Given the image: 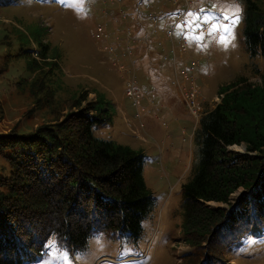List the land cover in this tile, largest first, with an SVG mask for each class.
<instances>
[{
    "label": "trees",
    "instance_id": "16d2710c",
    "mask_svg": "<svg viewBox=\"0 0 264 264\" xmlns=\"http://www.w3.org/2000/svg\"><path fill=\"white\" fill-rule=\"evenodd\" d=\"M239 1L247 50L264 57V3ZM15 2L0 0V6ZM26 26L31 35L20 22L12 27L20 35L16 51L11 36L0 41V75L13 60H24L28 75L17 85L34 102L24 115L36 108L42 117L29 130L18 121L0 131V154L8 165L7 174L0 173V264L36 260L50 236L57 246L74 250L93 233L129 232L136 238L152 199L142 174L143 153L93 136L94 127L109 120L108 103L101 94L90 99L87 89L57 97L51 79L59 67L58 51L43 42L42 28ZM110 38L113 43L111 33ZM258 78L223 86L219 102L196 123L200 160L182 191L181 232L189 247L183 264H231L228 254L238 241L254 227L264 235V70ZM231 146H242L244 153L230 151ZM239 189L234 205L231 195ZM208 202L223 207L212 209Z\"/></svg>",
    "mask_w": 264,
    "mask_h": 264
},
{
    "label": "rangeland",
    "instance_id": "374dc122",
    "mask_svg": "<svg viewBox=\"0 0 264 264\" xmlns=\"http://www.w3.org/2000/svg\"><path fill=\"white\" fill-rule=\"evenodd\" d=\"M23 1L0 6V41L4 35L11 36L16 51L20 35L13 34L12 27L17 22L27 35L31 32L26 25L42 28L39 35L43 42L58 51L59 67L55 81L51 79L58 85L57 97H75L82 89L91 92L90 99L102 95L108 103L109 120L94 127L93 136L140 150L144 156L143 179L152 195L136 238L129 232L93 233L82 249L74 250L57 246L50 236L43 253L25 264H183L189 247L181 232L182 191L199 163L200 148L193 139L196 122L185 108L177 76L181 77L189 59L199 62L193 74L206 97L203 108L205 105L207 110L223 86L245 78L258 81L264 57L247 50L243 4L239 0H199L200 4L190 6L187 0ZM96 24H103L115 38L113 43L110 38L111 54L104 53L102 43L88 33ZM206 26L207 32L202 29ZM168 30H173L174 51ZM182 40L187 51L180 56ZM32 49L36 55L33 43ZM121 65L124 69L119 68ZM26 75L24 60H13L8 71L0 75L2 132L18 121L29 130L42 117L36 108L30 117L24 115L34 103L28 91L17 85ZM128 78L141 89L143 98L137 107L125 96ZM228 149L244 153L242 146ZM7 172V161L0 154V173ZM241 194L239 189L231 195L234 205L239 204ZM207 206L223 207L214 202ZM228 260L231 264H264V235L256 231L238 241Z\"/></svg>",
    "mask_w": 264,
    "mask_h": 264
},
{
    "label": "built area",
    "instance_id": "2783aa9c",
    "mask_svg": "<svg viewBox=\"0 0 264 264\" xmlns=\"http://www.w3.org/2000/svg\"><path fill=\"white\" fill-rule=\"evenodd\" d=\"M186 1V0H185ZM188 6L193 5V4H200L199 0H187ZM102 12H105V10H102ZM154 21H156V18H154ZM45 23L48 24L49 22L45 21ZM176 23L174 24V26ZM204 31L207 32V26L202 28ZM201 29V30H202ZM88 33L90 36L95 39L97 42H101L102 44V50L104 53L111 54L113 52V45L110 43V36L108 31L105 29L103 24H96L95 26L91 27L88 29ZM169 33L170 40L172 41V51L174 48V42H173V30L167 31ZM130 35V33H127ZM168 35V34H167ZM128 49V47H126ZM179 50V55L183 56L185 52L187 51V44L185 40H182L179 43L178 46ZM113 60V59H112ZM199 65V62L194 59H189V63L186 64L182 70H184L181 73V77L179 78L177 76V84L182 96V100L184 102L185 108L189 115L195 120V122L198 121L199 117L204 113L203 112V104L206 102V97L201 94V86L194 76L193 72L195 68ZM174 67H177L175 63V58H174ZM120 69H124V67L121 65L119 66ZM189 69H191L189 71ZM190 79V83H187V80ZM127 83V90H126V95L132 100V105L134 107H137V104L141 102V89L136 85L135 81L131 78H128L126 80ZM222 95H215L211 101V103L214 105L219 102L220 98ZM137 116L139 117V113H137ZM140 127H143L144 125L140 123ZM257 230L255 229L254 232Z\"/></svg>",
    "mask_w": 264,
    "mask_h": 264
},
{
    "label": "snow or ice",
    "instance_id": "6c2138e0",
    "mask_svg": "<svg viewBox=\"0 0 264 264\" xmlns=\"http://www.w3.org/2000/svg\"><path fill=\"white\" fill-rule=\"evenodd\" d=\"M237 11H238V9H237ZM46 247H47V245H46ZM53 248H55V245H53ZM59 250H57V252H58ZM57 253L56 252H54L53 253V255H56ZM61 255V258L62 259H65L66 260V257L65 256H63V254H60Z\"/></svg>",
    "mask_w": 264,
    "mask_h": 264
},
{
    "label": "crops",
    "instance_id": "0c3cea01",
    "mask_svg": "<svg viewBox=\"0 0 264 264\" xmlns=\"http://www.w3.org/2000/svg\"><path fill=\"white\" fill-rule=\"evenodd\" d=\"M215 106V104L213 105L212 103H210V107L211 108H213ZM207 111V109H206V107H205V105H204V109H203V112H206Z\"/></svg>",
    "mask_w": 264,
    "mask_h": 264
},
{
    "label": "bare ground",
    "instance_id": "6f19581e",
    "mask_svg": "<svg viewBox=\"0 0 264 264\" xmlns=\"http://www.w3.org/2000/svg\"><path fill=\"white\" fill-rule=\"evenodd\" d=\"M215 205V204H214Z\"/></svg>",
    "mask_w": 264,
    "mask_h": 264
}]
</instances>
